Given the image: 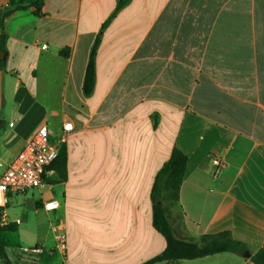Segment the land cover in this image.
I'll list each match as a JSON object with an SVG mask.
<instances>
[{"label": "crops", "instance_id": "crops-1", "mask_svg": "<svg viewBox=\"0 0 264 264\" xmlns=\"http://www.w3.org/2000/svg\"><path fill=\"white\" fill-rule=\"evenodd\" d=\"M116 3L45 0L41 15L24 7L4 21L0 176L42 125L54 144L73 126L67 178L49 171L40 187L8 196L10 264L37 244L40 264H65L55 225L68 264L161 254L151 192L175 146L188 157L179 200L164 202L176 237L202 244L228 232L252 256L264 248V0H131L102 35L86 96L90 51ZM50 201L58 208L47 212ZM156 264L254 263L222 252Z\"/></svg>", "mask_w": 264, "mask_h": 264}, {"label": "trees", "instance_id": "trees-1", "mask_svg": "<svg viewBox=\"0 0 264 264\" xmlns=\"http://www.w3.org/2000/svg\"><path fill=\"white\" fill-rule=\"evenodd\" d=\"M130 2L131 0H117L115 10L107 21L102 24L100 32L93 43L83 82V92L86 96H90L94 91L96 82V57L101 44L102 35L117 14ZM44 3L45 0H10L6 9L0 10V69L5 70L6 67L5 19L15 10L24 7H32L36 15H41ZM2 54L4 56H2ZM61 54L67 57L68 51L63 50ZM187 163V155L175 146L172 149L169 160L161 167L155 176L151 192L153 226L166 240V248L161 254L142 264H156L159 262L171 263L178 260L201 258L222 252H231L240 256H245V254L249 252L248 247L244 243L234 240L228 232H223L218 235H206L203 237L202 244L183 241L176 237L168 221L164 202H177L179 200L180 188L184 180ZM49 171L57 172L62 180L67 178L68 150L65 144L60 146L57 159L46 170V172ZM43 180L44 182L47 180L46 175H44ZM1 214L2 209L0 208V258L5 264H10L6 254V242L4 241L3 235L5 232L15 231L16 225H2ZM250 260L254 264H264V248L250 256Z\"/></svg>", "mask_w": 264, "mask_h": 264}, {"label": "built area", "instance_id": "built-area-1", "mask_svg": "<svg viewBox=\"0 0 264 264\" xmlns=\"http://www.w3.org/2000/svg\"><path fill=\"white\" fill-rule=\"evenodd\" d=\"M72 130L73 126L71 123L64 125V133L60 137L59 143L54 144L50 141L47 125H42L34 138L26 144L23 150L0 176L2 225L9 224L5 213V206L8 202L9 194L24 193L29 189L38 188L44 183L43 177L47 173V168L57 159L60 146L67 142ZM213 164L218 166L220 162L218 159H214ZM57 208L58 203L56 201H50L44 204V210L47 212L54 211ZM53 231L55 251L59 252L63 256L65 264H68L67 235L58 225L53 227ZM44 252L43 244L21 246L19 247L18 257L20 262L24 264H40Z\"/></svg>", "mask_w": 264, "mask_h": 264}, {"label": "water", "instance_id": "water-1", "mask_svg": "<svg viewBox=\"0 0 264 264\" xmlns=\"http://www.w3.org/2000/svg\"><path fill=\"white\" fill-rule=\"evenodd\" d=\"M2 56H4V55L2 54ZM245 257H246V258H249V257H250V253L247 252V253L245 254Z\"/></svg>", "mask_w": 264, "mask_h": 264}, {"label": "rangeland", "instance_id": "rangeland-1", "mask_svg": "<svg viewBox=\"0 0 264 264\" xmlns=\"http://www.w3.org/2000/svg\"><path fill=\"white\" fill-rule=\"evenodd\" d=\"M11 232H13V231H11Z\"/></svg>", "mask_w": 264, "mask_h": 264}]
</instances>
